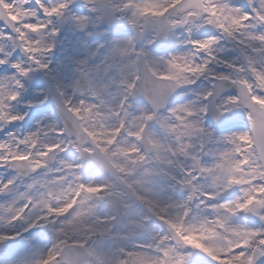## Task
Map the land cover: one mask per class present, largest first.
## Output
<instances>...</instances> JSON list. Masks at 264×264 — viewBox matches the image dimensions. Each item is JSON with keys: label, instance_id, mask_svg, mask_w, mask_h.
Listing matches in <instances>:
<instances>
[{"label": "snow or ice", "instance_id": "1", "mask_svg": "<svg viewBox=\"0 0 264 264\" xmlns=\"http://www.w3.org/2000/svg\"><path fill=\"white\" fill-rule=\"evenodd\" d=\"M0 264H264V0H0Z\"/></svg>", "mask_w": 264, "mask_h": 264}]
</instances>
